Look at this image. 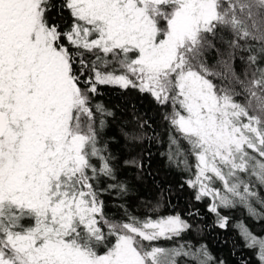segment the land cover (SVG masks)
Returning <instances> with one entry per match:
<instances>
[{"label": "snow or ice", "instance_id": "snow-or-ice-1", "mask_svg": "<svg viewBox=\"0 0 264 264\" xmlns=\"http://www.w3.org/2000/svg\"><path fill=\"white\" fill-rule=\"evenodd\" d=\"M53 7L0 0V264H178L180 256L210 264L203 245L151 243L187 230L179 215L106 217L93 181L115 179V170L98 146L96 113H112L94 112L90 94L117 85L170 106L165 119L196 160L187 181L195 199L212 198L221 228L218 207L241 203L255 215L256 193L240 174L264 185V0H61L71 18L64 29ZM237 51L251 53L250 78L235 71ZM170 141L169 160L187 165L179 139ZM241 234L264 264V238L244 226Z\"/></svg>", "mask_w": 264, "mask_h": 264}, {"label": "trees", "instance_id": "trees-1", "mask_svg": "<svg viewBox=\"0 0 264 264\" xmlns=\"http://www.w3.org/2000/svg\"><path fill=\"white\" fill-rule=\"evenodd\" d=\"M52 3L55 7L50 11V18L64 29L71 18L67 11H61V0H52ZM230 38L229 34H225V40ZM222 48L226 49V45ZM250 54L237 51L232 61L242 79L246 72L250 78L251 71L256 67L248 63ZM256 54L259 57V53ZM208 58L214 63L217 59L215 51ZM257 63L264 67V59L258 58ZM91 75L90 68L86 69L85 78ZM237 99L244 102L243 95ZM90 100L94 112L95 107L101 105L106 112L112 113L103 116L96 113V127L99 130L98 146H106L104 154L112 157L110 163L115 170V179L101 176L99 182L93 181L109 220L121 222L127 221L128 216L158 219L179 215L190 227L178 237L161 239L152 244L165 248L184 245L185 249L190 245L192 251L203 245L213 257L210 264H219L220 261L224 264H261L259 248L247 246L241 226L258 238H264V185L259 184L255 177L241 173L242 179L251 181L250 188L256 193L248 201L256 214H251L248 207L241 203L234 207H218L219 216L227 217L226 227L221 228L217 213L208 210L213 201L209 197L196 200L198 188L189 187L187 183L195 179L196 160L187 142L165 119L171 111L170 106L157 104L148 93L117 85H97V92L90 94ZM101 119L104 121L102 128ZM170 136L179 139L186 153L187 165L177 163L184 157L169 160L170 152L174 153L176 147L171 145ZM216 182L220 185V181ZM121 184L125 187L124 191L119 187H109ZM104 230L107 232L106 227ZM109 239L114 241L115 238ZM176 259L178 264H195L190 257Z\"/></svg>", "mask_w": 264, "mask_h": 264}, {"label": "rangeland", "instance_id": "rangeland-1", "mask_svg": "<svg viewBox=\"0 0 264 264\" xmlns=\"http://www.w3.org/2000/svg\"><path fill=\"white\" fill-rule=\"evenodd\" d=\"M119 71H122V70H118L117 74H119ZM213 186L214 187H217V188H220L221 190H223V185H222L221 182H220V185H218V183L215 181ZM209 200L212 201V198L210 196H209Z\"/></svg>", "mask_w": 264, "mask_h": 264}]
</instances>
